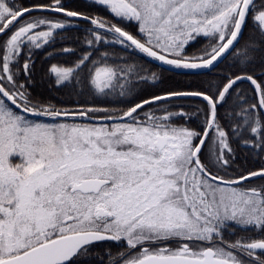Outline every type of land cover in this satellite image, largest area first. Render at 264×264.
I'll return each instance as SVG.
<instances>
[{"label":"snow or ice","instance_id":"snow-or-ice-1","mask_svg":"<svg viewBox=\"0 0 264 264\" xmlns=\"http://www.w3.org/2000/svg\"><path fill=\"white\" fill-rule=\"evenodd\" d=\"M0 264H264V0H0Z\"/></svg>","mask_w":264,"mask_h":264}]
</instances>
